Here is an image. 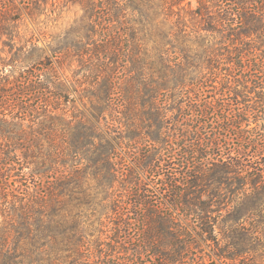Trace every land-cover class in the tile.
<instances>
[{"label": "trees", "instance_id": "trees-1", "mask_svg": "<svg viewBox=\"0 0 264 264\" xmlns=\"http://www.w3.org/2000/svg\"><path fill=\"white\" fill-rule=\"evenodd\" d=\"M25 1L84 15L46 48L0 0V264H264V0Z\"/></svg>", "mask_w": 264, "mask_h": 264}, {"label": "rangeland", "instance_id": "rangeland-1", "mask_svg": "<svg viewBox=\"0 0 264 264\" xmlns=\"http://www.w3.org/2000/svg\"><path fill=\"white\" fill-rule=\"evenodd\" d=\"M192 1H194L195 3V0H192ZM12 2H13V5L15 6L14 15H16V17H20L19 26H20L21 34L28 38L30 36V33H33L35 35V38L38 39V44L46 48H47V44L44 41L43 31H47V32L57 31L63 35L65 34L66 31L70 30L73 26H76V23L84 15V10L82 6L77 5V4H72L70 2L68 3L65 1H61L60 3H57L55 6H51V5L47 6L45 12L50 14L51 17H48V15L46 14H42L40 15V19L38 20V23H37L33 21V18L30 15L29 8H28L29 5L27 4L28 1L12 0ZM18 47L19 45H17V48ZM121 47H124V44H121ZM4 53L9 54L10 48L6 47L4 49ZM7 54H5L4 56L9 61L10 59L7 57ZM47 54L50 55V52L48 49H47ZM15 63H16L15 65L24 64V62L21 63L20 61H17ZM49 63L50 62H46L47 66L45 67H49L50 65ZM51 63H52L51 65H53V67L55 68L57 75L60 76L61 80L67 82L66 83L67 88L70 90V93L75 98L77 107L81 110H86L83 100L80 99L79 93H75L73 91L72 85L67 81V79H69L72 76V69L77 68V64L73 65L71 68V66L68 65V62H65L64 65L62 66L56 60H53V62ZM38 67L39 66L37 65L34 66L33 63L29 64L28 62V69H30L31 71H34V73H39V71H37ZM216 115L218 114L216 113ZM216 117L219 118L218 116ZM233 142H236V140L233 139ZM118 153H119V157L122 158L124 169H127V171L135 170V174L137 172V174L140 176V182L143 185V187L147 185V187L151 189L154 188V186L156 185V179L153 173L152 174L141 173L139 169L136 168L134 159L132 155L130 154V152L127 151V149L119 147ZM163 201L166 203L168 207H170L171 203L170 201H168V199H165ZM101 210L102 209H100L99 211ZM91 212L92 210H89V213ZM123 213L125 216L123 215L122 219H116L114 215L115 213L113 212L112 207H111L110 210H107V209L103 210V214H101L100 212L96 213L95 215L97 217H95V215L91 217V219H89L90 220L89 223L94 222L96 220H101L105 224L104 237L106 238L107 236L106 234H109L108 235V238H109L112 233L110 232V230L114 223L121 224L122 222L125 221L127 216H128V219L133 218V221H134L135 216L133 214L126 213L125 210L123 211ZM2 220L3 218L2 216H0V221ZM220 232H221L220 228H216V234L219 235V238L223 237ZM115 233L117 232L115 231ZM98 234L99 233H96V236H98ZM202 250H203L202 253L205 255V258L207 261L211 257L213 260L216 261V263H220V261H218L211 253L212 248L210 246H208L205 243H202Z\"/></svg>", "mask_w": 264, "mask_h": 264}]
</instances>
